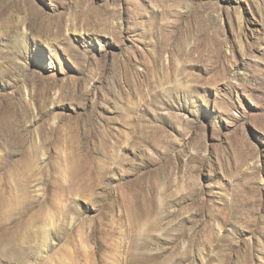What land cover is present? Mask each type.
<instances>
[{"label": "rangeland", "instance_id": "1", "mask_svg": "<svg viewBox=\"0 0 264 264\" xmlns=\"http://www.w3.org/2000/svg\"><path fill=\"white\" fill-rule=\"evenodd\" d=\"M0 264H264V0H0Z\"/></svg>", "mask_w": 264, "mask_h": 264}]
</instances>
